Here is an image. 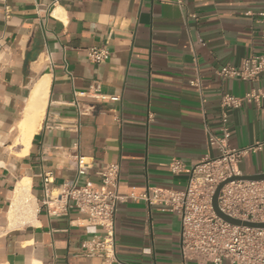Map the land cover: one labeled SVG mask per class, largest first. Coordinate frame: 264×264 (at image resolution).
<instances>
[{"label": "crops", "instance_id": "0c3cea01", "mask_svg": "<svg viewBox=\"0 0 264 264\" xmlns=\"http://www.w3.org/2000/svg\"><path fill=\"white\" fill-rule=\"evenodd\" d=\"M261 11L264 0H0V264H101L82 247L101 228L75 209L50 215L41 204L42 172L53 186L77 176L75 144L91 164L78 184L99 183L97 172L117 163V192L137 196L147 185L183 189L188 172L172 173L169 162L190 169L215 157L207 138L220 135L222 111L230 147L263 141L264 104L222 109L220 98L264 91V73L256 82L216 75L264 55ZM90 47L108 59L90 62ZM95 85L102 97L91 96ZM28 109L41 116L26 143ZM238 167L264 173V145ZM23 181L33 213L21 205L12 219ZM179 230L175 213L119 202L114 264H197L182 257Z\"/></svg>", "mask_w": 264, "mask_h": 264}, {"label": "built area", "instance_id": "2783aa9c", "mask_svg": "<svg viewBox=\"0 0 264 264\" xmlns=\"http://www.w3.org/2000/svg\"><path fill=\"white\" fill-rule=\"evenodd\" d=\"M264 35V11L258 13ZM90 62L100 64L105 62L109 53L105 48L90 47L86 52ZM264 73V55L252 54L244 58L240 66L226 64L216 70V75L222 80L239 78L256 82ZM99 86L95 85L89 92L92 97H102L98 94ZM89 92H80L79 96ZM117 100V97H111ZM243 102H252L257 106L264 104V91L253 87L242 96L225 93L220 98V106L238 108ZM82 114L76 101L73 102ZM227 117L222 111L220 116V135L208 134L207 143L217 150V155L205 158L190 169L178 159L169 162V169L177 174L187 171L188 179L183 189H168L148 186L137 196H122L117 192L119 179V164L109 163L97 172L99 183L86 180L77 183L79 175H86L91 169L90 162L79 154L78 144L71 155L70 163L77 176L64 180L53 186L50 172H42L41 204L50 215L65 214L69 209H75L86 216L94 227H100L101 232L95 233L90 240L82 243L85 254L98 256L101 264H114L116 261L114 248V217L117 204L128 198L141 199L148 206H158L162 211L175 213L180 221V252L183 258L192 259L197 264H264V228L234 225L222 220L212 207V196L217 186L230 178L220 189L217 196L219 209L239 220L264 222V180L236 179L241 176L239 162L249 151H255L264 145V140L254 145L233 148L228 144L229 131L226 125ZM79 121L73 125L78 133Z\"/></svg>", "mask_w": 264, "mask_h": 264}, {"label": "bare ground", "instance_id": "6f19581e", "mask_svg": "<svg viewBox=\"0 0 264 264\" xmlns=\"http://www.w3.org/2000/svg\"><path fill=\"white\" fill-rule=\"evenodd\" d=\"M40 84H42V83H40ZM40 84H38V85H40ZM35 111H36V109H35ZM35 111L34 112L32 111L33 113H30V109H28L27 112H26L27 118H31L33 120V125L28 129L27 134H26V138H25V140L23 142L27 143L28 137L34 131L37 130V127H38V122L37 121H38V119H40L39 117L41 116V113L39 112L40 115H37V113ZM38 111H40V110H38ZM16 189H17V192H16V196H15V199H14L15 202L13 204V207H12L11 211H10L11 218L13 216H15V214L19 211V208L21 207V205L25 208V212L26 213H30V214L33 213V207H32V204L30 203L31 198H30V195L26 192L27 191V182L23 181L21 183V185H19V187L16 188ZM23 204H25V205H23Z\"/></svg>", "mask_w": 264, "mask_h": 264}, {"label": "water", "instance_id": "95a60500", "mask_svg": "<svg viewBox=\"0 0 264 264\" xmlns=\"http://www.w3.org/2000/svg\"><path fill=\"white\" fill-rule=\"evenodd\" d=\"M232 179H235V178H230L228 180H226L225 182L219 184L212 196V200H211V203H212V207H213V210L214 212L216 213V215L218 217H220L222 220L228 222V223H231V224H234V225H241V226H247V227H257V228H264V222H251V221H246V220H239V219H236V218H233L225 213H223L220 209H219V206H218V203H217V196H218V193L221 189V187L228 181L232 180ZM236 179H244V180H254V181H257V180H264V173H261V174H254V175H241L239 177H236Z\"/></svg>", "mask_w": 264, "mask_h": 264}]
</instances>
